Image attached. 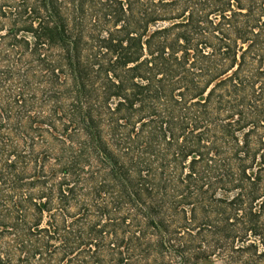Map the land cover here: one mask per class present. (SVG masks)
Masks as SVG:
<instances>
[{"label":"trees","instance_id":"16d2710c","mask_svg":"<svg viewBox=\"0 0 264 264\" xmlns=\"http://www.w3.org/2000/svg\"><path fill=\"white\" fill-rule=\"evenodd\" d=\"M264 264V0H0V264Z\"/></svg>","mask_w":264,"mask_h":264},{"label":"rangeland","instance_id":"374dc122","mask_svg":"<svg viewBox=\"0 0 264 264\" xmlns=\"http://www.w3.org/2000/svg\"><path fill=\"white\" fill-rule=\"evenodd\" d=\"M205 264H221L220 262H210V263H205Z\"/></svg>","mask_w":264,"mask_h":264}]
</instances>
